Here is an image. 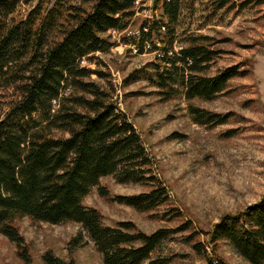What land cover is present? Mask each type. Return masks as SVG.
Returning <instances> with one entry per match:
<instances>
[{"label":"trees","instance_id":"obj_1","mask_svg":"<svg viewBox=\"0 0 264 264\" xmlns=\"http://www.w3.org/2000/svg\"><path fill=\"white\" fill-rule=\"evenodd\" d=\"M136 1L95 0L90 9L61 1L49 9L39 2L26 18H16L20 0H0V86L12 88L15 95L0 120V234L17 244L27 263L31 260L16 226L23 217L81 224L105 264H170L172 257L154 254L178 232L192 229L190 220L178 228L151 233L129 221L107 225L98 209L84 203L92 188L109 175L119 183L152 186L149 191L116 198L139 211L156 210L169 200V191L153 174V160L134 124L111 101L109 90L87 80L93 74L101 79L109 74L82 65L85 58L115 46L108 33L131 24ZM211 4L216 10L245 9L264 0H211ZM180 8L181 0L165 2V20L146 22L149 29L143 30L144 38L151 40L154 30L164 26L163 49L172 50ZM201 40L209 38L192 37L188 46L169 58L170 68L156 64L157 83L165 97L181 88L188 100H214L231 79L249 73L236 64L214 76L200 75L219 55ZM135 79V74L128 78ZM189 110L200 125L215 127L228 120L227 115L193 105ZM99 189L101 195L109 194ZM165 214L172 219L181 216L175 208ZM82 230L71 241L73 248L81 244ZM209 234L214 242L227 241L250 264H264V195L245 210L223 216ZM194 247L203 248L200 243ZM43 259L45 264H76L52 250ZM205 264L229 263L208 257Z\"/></svg>","mask_w":264,"mask_h":264},{"label":"rangeland","instance_id":"obj_2","mask_svg":"<svg viewBox=\"0 0 264 264\" xmlns=\"http://www.w3.org/2000/svg\"><path fill=\"white\" fill-rule=\"evenodd\" d=\"M57 1L90 9L95 0H20L14 16L26 18L39 2L50 9ZM162 6L153 1L140 15L133 16L131 25L138 29L146 22L165 20ZM174 27L172 50L176 54L189 45L192 37H208V41L200 42L219 51L200 75L214 76L236 64L249 73L231 79L227 89L214 100H188L181 88L167 98L161 93L156 73V64L164 67V63L152 54L135 55L128 46H119L125 31L111 30L108 34L115 46L82 61L83 66L109 75L101 79L93 74L87 80L109 90L111 101L134 124L153 160V174L169 191V200L156 210L139 211L116 198L149 191L152 186L119 183L109 175L92 188L84 203L98 209L107 225L129 221L146 233L178 228L190 220L192 229L178 232L154 254L172 257L170 264H205L208 257L221 258L229 264H250L227 241H212L209 232L223 216L245 210L264 195V4L216 10L211 0H181ZM164 32L155 29L151 39L162 48L167 42ZM131 74H135V80H128ZM115 82H121L118 90ZM13 92L12 88L0 86V120L15 97ZM191 105L227 115L228 120L215 127L197 124L189 110ZM99 187L109 194L101 195ZM171 208L180 211L181 216H165ZM16 226L31 261L27 263L17 244L0 234V263L45 264L44 254L52 250L76 264H105L81 224H51L23 217ZM81 230V244L73 248L71 241L78 238ZM192 233L196 235L189 241ZM196 243L203 248L195 249Z\"/></svg>","mask_w":264,"mask_h":264},{"label":"built area","instance_id":"obj_3","mask_svg":"<svg viewBox=\"0 0 264 264\" xmlns=\"http://www.w3.org/2000/svg\"><path fill=\"white\" fill-rule=\"evenodd\" d=\"M153 1L159 3L160 5H163L165 2H168L170 0H137L134 6V17L140 15L141 12L144 11L149 4L153 3ZM147 25H143L140 28L136 29L130 24L126 29L123 30L125 32L122 33L123 36L122 40L119 42V46H128L130 48V51L135 55L152 54L155 60H159L168 66L171 65V63L169 62V58L173 57L174 54L177 53V51H165L158 41L145 39L143 30L144 32L148 31L149 28ZM162 29L165 30V27L163 26ZM118 83L119 82H116L117 90L119 89Z\"/></svg>","mask_w":264,"mask_h":264},{"label":"bare ground","instance_id":"obj_4","mask_svg":"<svg viewBox=\"0 0 264 264\" xmlns=\"http://www.w3.org/2000/svg\"><path fill=\"white\" fill-rule=\"evenodd\" d=\"M114 84H115V87H116V82ZM119 85H121V82L119 83ZM119 88H120V86H119Z\"/></svg>","mask_w":264,"mask_h":264}]
</instances>
